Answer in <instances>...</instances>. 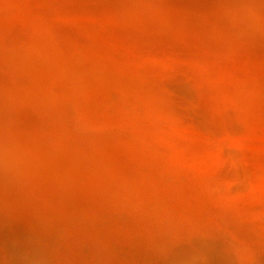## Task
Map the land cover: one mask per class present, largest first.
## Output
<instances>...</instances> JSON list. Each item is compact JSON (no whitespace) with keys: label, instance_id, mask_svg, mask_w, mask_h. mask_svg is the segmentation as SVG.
<instances>
[{"label":"rangeland","instance_id":"374dc122","mask_svg":"<svg viewBox=\"0 0 264 264\" xmlns=\"http://www.w3.org/2000/svg\"><path fill=\"white\" fill-rule=\"evenodd\" d=\"M0 264H264V0H0Z\"/></svg>","mask_w":264,"mask_h":264}]
</instances>
